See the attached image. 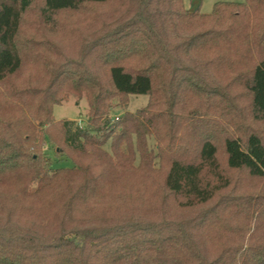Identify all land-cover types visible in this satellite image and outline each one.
Wrapping results in <instances>:
<instances>
[{
	"label": "trees",
	"instance_id": "1",
	"mask_svg": "<svg viewBox=\"0 0 264 264\" xmlns=\"http://www.w3.org/2000/svg\"><path fill=\"white\" fill-rule=\"evenodd\" d=\"M35 1L0 0V82L10 80L5 81L0 104L12 107L5 111L10 117L0 135L1 182L17 180L15 191L24 201L60 196L55 210L65 218L82 203L94 213L99 204L119 203L123 221L104 225L108 215L99 221L82 218L78 228L66 230L79 236L76 240L68 234L45 240L3 226L0 264H92L98 244L96 264H264V132L258 127L264 122V0L217 1L208 13L199 11V3L193 10L185 8L184 0H128L134 12L124 20L125 27L114 32L115 38L106 40L105 34L95 31L87 36L78 60L61 55L64 61L58 62L45 84L33 75L15 84L10 76L20 73L24 56L42 60L57 49L56 40L48 35L58 36L60 24L54 18L60 12L107 0H39L40 16L48 27L25 32L23 17ZM233 28L240 30L247 51L257 53L248 71L236 74L249 100L248 111L234 120L230 116L234 106L219 105L225 92L204 81L197 61L201 54L227 51L222 40ZM218 56L203 62L217 66ZM83 58L89 60L88 69ZM69 94L86 99L85 125L53 117L52 105ZM130 94L147 95L148 100L111 120V110L125 107ZM194 98L197 101L190 105ZM41 133L61 141L70 152V166L54 167L35 150ZM151 133L157 149L154 158L166 168L158 184L155 181L157 186L146 190L139 184L150 181L160 169L154 168L153 157L146 152ZM134 148L140 153L138 166ZM227 171H243L255 183L249 189L242 185L232 190L238 185ZM126 181L138 189L118 186ZM154 195L176 199L188 208L205 207L194 216L164 218L153 230L141 228L138 238L130 236L132 241L106 239L111 230L133 228L141 205ZM221 224L229 226L228 241L207 234ZM91 230V241L84 239ZM61 238L74 247L50 252ZM86 243V258H79L84 263H76L74 252Z\"/></svg>",
	"mask_w": 264,
	"mask_h": 264
},
{
	"label": "rangeland",
	"instance_id": "2",
	"mask_svg": "<svg viewBox=\"0 0 264 264\" xmlns=\"http://www.w3.org/2000/svg\"><path fill=\"white\" fill-rule=\"evenodd\" d=\"M217 1L243 2L244 0H184V6L185 8H191L199 3V11L202 13H208L211 11L213 4ZM40 6L41 2L36 0L24 15L22 27L25 32L32 31L33 33V29L38 27L44 28L45 25L49 24V22H43L39 11ZM132 12H134V5L132 7L128 0H107L101 3H85V5L79 9L60 12L54 18V23H57L58 25L60 24L58 36L55 37V34H53L54 32H52L51 35H48L52 38V40H56L58 44L55 52L53 50V53L49 55L50 59L49 57H46V59H39L35 61H30L27 55L24 56L21 71L18 75L10 76L11 82H15V84H17L22 81L23 78H28V76L33 75L34 78L36 77L40 79L38 80L40 85L45 84L51 75H53L52 71L56 69L58 62L60 60L64 61L63 59H59L62 54L65 53V55L70 56L71 58H77L78 60V58H80L79 54H82L85 49L84 43L86 42L87 36H91L93 32L95 33V31L98 34H105L106 40L115 38L118 34L114 32L125 27L123 26L124 23H126L124 20L130 18ZM22 35L24 34L21 33V36ZM222 42H224L227 51L220 52V49H216V52L211 53L209 56H207V54H201L200 57L198 56L199 59L197 61L199 62L198 64H200V71L205 76L204 81L215 83L217 87H221V89L225 92L226 97L224 96V98L226 99L219 105L221 107L226 105L234 106L232 112L230 113V116L234 120V118H239L243 112L248 111L246 106L249 100L248 92H246L242 84L240 85L241 79L239 76H236V74H244L246 70L248 71L251 65L255 62L257 53L253 51L252 53H249L247 51L245 48L246 42L243 41L240 30L235 28L232 30L230 29L228 35L224 40H222ZM218 54H221L220 57L218 56L220 63L218 62L217 66H215V63H213V65H207L209 62L208 58L212 59ZM64 59H66V57ZM205 60H208V62H203ZM83 62H85L84 65L87 66L86 68L88 69L89 60H84L83 58ZM46 72L48 74L46 78H44ZM5 81L10 82L9 79ZM5 81L0 82V101L3 99V95L1 93L5 91L4 88L8 85ZM125 99L127 101L125 107L116 106L111 110L109 113L111 120L115 119L125 110L134 111L142 107L148 100V96L130 94L127 95ZM118 100V98H112L113 102H117ZM192 100L193 102H189L190 105H193L194 102L197 101V98ZM19 105L22 106L21 103H19ZM10 108L12 107L8 104L7 106H2L0 104V135H3L5 132L3 122L6 118L10 117V114L5 111ZM87 110L88 107L86 99L84 97L77 98V96L72 94H69L66 100H62L61 102L52 105V115L55 119H74L80 125H85V123H87ZM244 120L247 121L246 118ZM31 123L36 125L35 121H32ZM258 127L264 132V122L259 124ZM39 130L42 131L43 127ZM41 135L42 140L39 145L35 147V150L47 156L54 167L70 166L72 164V160L69 158L70 152H67V149L61 141L51 140L48 135L43 133H41ZM108 145L109 142L104 145V148L107 150ZM134 152V165L138 166L141 162L140 153L135 148ZM146 152L153 157L151 158V161L154 168L160 167V169L155 171V176L153 173L152 176L150 175L152 178L150 181L139 184L141 188L147 190L149 187L157 186L160 181L159 178L163 175L166 168V164L164 162L159 164L158 159L154 158L157 149L155 136L152 133L148 134L146 138ZM218 159L223 164L224 154L220 152ZM226 175L229 176L233 184L236 183L238 185L232 190L238 191V188H241L242 185H245V189H249L255 183L251 181L249 182L243 171H227ZM155 181L157 183L156 185ZM16 183L18 182L14 179L8 180L7 182H1L0 178V228L3 226L21 228L25 231H30V233L40 236L41 238H45V240L52 237H58L59 235L62 236L64 234H68L66 237L74 238L76 240L79 239V236L73 237L71 235L72 233L69 231L66 232V230L69 228H78L79 225L77 223L82 218L87 219V222H89L96 221V217L99 221L102 216L108 215L104 220V222L108 223H103L104 225H117L119 222L123 221L121 218L123 213L118 206L119 203L116 204L110 202L99 204V208L95 211V213L90 210V208L89 211H87V204L82 203L84 205L81 204V206H79L70 216L65 218L62 216V211L55 210L58 208L57 202L61 199L60 196H48V198L44 200L29 199L24 201L20 199L19 195L15 191L14 185H16ZM132 184L133 183L126 181L118 186L121 188L127 186V189L133 188L134 190H137L138 188ZM229 188H232V186ZM153 197L154 198H151L150 201L143 202L141 205L136 218L138 221L133 228L123 227L111 230V233H109V236L106 239L110 240V237L112 236L116 243L132 241L130 236L134 237V239L136 237L138 238V233L141 228H150V230H153L154 227L158 228L160 224H163L164 218L169 221H175L183 217L194 216L197 214L198 210L205 207L193 206L188 208L182 206L176 199L162 198L161 195H154ZM123 206L126 208V204ZM113 221H115V223ZM91 224L93 223L90 222L86 225L88 226ZM227 227L229 226H226L225 229V224L224 228L222 224L218 225L217 227H213L212 230H209L207 234H212L214 237L220 236L219 238L221 240L228 241V234L230 236H232V234L226 231L228 229ZM128 233H133V235H128ZM136 233L137 235H135ZM90 236H94V231L84 234V239L91 241ZM117 236L120 239H116ZM216 240L213 243H217L218 241ZM87 243H89V241H87ZM87 243L83 246L82 250H75L73 258H75L76 263H84L80 259L86 258L87 251H89V245ZM220 243H222V241L219 240L217 244ZM71 246L74 247V245H72V241L69 243L66 238H61L57 243V248L51 245L52 249L50 252L58 253L57 251L64 250L65 248L71 249ZM95 248L99 249V251L96 252V256L93 257L92 264H96L98 256L101 253L99 244L96 245ZM64 252L65 251H63V253Z\"/></svg>",
	"mask_w": 264,
	"mask_h": 264
},
{
	"label": "water",
	"instance_id": "3",
	"mask_svg": "<svg viewBox=\"0 0 264 264\" xmlns=\"http://www.w3.org/2000/svg\"><path fill=\"white\" fill-rule=\"evenodd\" d=\"M197 5H195V6H192L191 8H189L190 10H193L194 9V7H196Z\"/></svg>",
	"mask_w": 264,
	"mask_h": 264
}]
</instances>
